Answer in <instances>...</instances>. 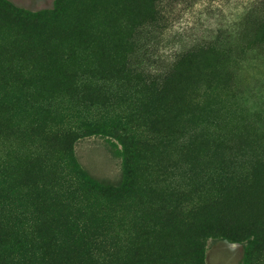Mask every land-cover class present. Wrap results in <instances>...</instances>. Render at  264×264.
<instances>
[{
  "label": "rangeland",
  "instance_id": "rangeland-1",
  "mask_svg": "<svg viewBox=\"0 0 264 264\" xmlns=\"http://www.w3.org/2000/svg\"><path fill=\"white\" fill-rule=\"evenodd\" d=\"M62 1L57 17L30 22L16 11L55 0H0V264H123L144 240L128 203L150 198L151 184L172 199L162 239L209 210L201 200L217 180L226 207L264 216V0ZM137 31L142 59L115 63ZM216 48L229 55L207 83L165 93L155 74L173 56L202 55L192 69L209 68ZM68 131L70 155L58 139ZM119 134L138 155L114 199L100 189L122 181ZM242 161L246 178L231 173L246 174ZM245 247L205 237L203 263L244 264Z\"/></svg>",
  "mask_w": 264,
  "mask_h": 264
},
{
  "label": "trees",
  "instance_id": "trees-1",
  "mask_svg": "<svg viewBox=\"0 0 264 264\" xmlns=\"http://www.w3.org/2000/svg\"><path fill=\"white\" fill-rule=\"evenodd\" d=\"M63 8L62 0H55L54 6L50 11H41L35 13H27L16 11L15 15H19V18L25 21L32 22H44L53 19L58 16ZM140 31L135 34L136 40L124 41L122 49L126 52L121 58L115 62H123L120 65H129L128 60L130 56L142 57L144 49L143 46L135 42L138 41ZM225 46V45H220ZM218 46V47H220ZM225 48V47H224ZM16 52H8L7 61L10 64L16 62ZM136 54V55H135ZM194 53H179L172 57L170 65L161 71H158L155 75L158 78L161 77V85L165 93H191L200 87L198 85L201 82L207 83L209 81V74L214 71V67L218 66L226 56L229 55V48L221 51L215 49L212 54L208 55L211 61L207 60V65L210 67L194 68L192 69V61H203L206 57L202 55H193ZM19 58V57H18ZM213 60V61H212ZM17 63V62H16ZM188 63V64H186ZM119 65V66H120ZM118 69V68H115ZM119 71V70H118ZM122 71V70H120ZM137 86V85H136ZM198 90V89H197ZM140 90H135L139 92ZM123 96V93L121 94ZM120 131V130H119ZM118 132V131H117ZM73 133L71 131L65 132L59 137L60 142L63 143V150L67 155H70V142ZM122 138L121 155H122V181L117 185H101V191L108 196L118 198L119 194L125 192L128 186L134 180L133 167L134 158L138 155V152L134 148L130 149V139L127 135L119 134ZM222 141L219 145L227 147L224 135H221ZM137 150V149H136ZM236 168L244 170L246 174L238 173L235 169L231 172L233 175H240L246 178L249 173L248 162L243 165V161L239 163ZM239 170V171H240ZM246 180L240 183L237 188L243 189ZM239 183V181L237 182ZM247 183V182H246ZM238 185V184H237ZM226 181H216L213 189H206L201 200L202 204H206L209 207L200 216H194L195 219H186L180 224L178 229H175L173 234H169L168 237H161L163 228L161 227L162 219L166 216V209L169 206L168 201L172 200L169 196H165L164 191L167 188L159 187L156 184L146 186L150 198L146 197V201L142 198L130 199L128 205L135 209L132 211L140 212L141 218H138L137 226L133 229L132 233L138 234L144 240L140 241L138 245L133 246V241L128 242L127 246H133V251L124 250L123 264H131V261L136 260L139 264L145 260L150 264H204L203 263V246L205 237H222L231 241H246V247L244 249V264H257L260 258L263 256L264 251V216H256L250 212L241 211L237 204L234 202L229 203L227 207L223 203L224 199L228 197ZM89 189L94 187L90 185L86 186ZM181 193L184 191L183 187H178ZM169 197V198H167ZM174 200V199H173ZM171 202V201H170ZM264 203V202H263ZM149 208V209H148ZM146 209V210H144ZM205 209V206L204 208ZM133 236L131 237V239ZM161 238V239H160ZM158 239V240H157ZM135 258V259H134ZM133 259V260H132ZM262 264V263H259Z\"/></svg>",
  "mask_w": 264,
  "mask_h": 264
}]
</instances>
